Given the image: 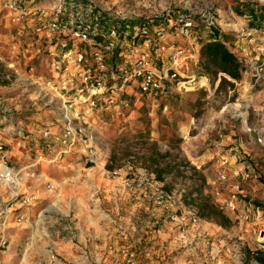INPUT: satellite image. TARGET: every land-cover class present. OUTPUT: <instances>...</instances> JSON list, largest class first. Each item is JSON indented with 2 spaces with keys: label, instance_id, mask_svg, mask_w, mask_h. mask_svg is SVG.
I'll return each instance as SVG.
<instances>
[{
  "label": "rangeland",
  "instance_id": "374dc122",
  "mask_svg": "<svg viewBox=\"0 0 264 264\" xmlns=\"http://www.w3.org/2000/svg\"><path fill=\"white\" fill-rule=\"evenodd\" d=\"M50 1L40 0V4L47 8L46 2ZM92 1L99 9H122L132 16L149 12L147 16L150 18L173 13L187 14L195 23L194 37L198 50L214 30L228 37L232 43L235 37L232 31L239 26L240 16L247 12L254 16L263 9L258 0ZM149 4L150 9L147 8ZM208 8L216 13L215 26L211 30L205 26V11ZM22 26L7 23L0 27L5 37L0 47V132L4 139L9 140V143L4 142L3 155L15 174L22 170L14 184L0 183V221L5 223L8 241L0 264H79V260L74 261L76 257L73 259L62 250H56L53 242L62 240L70 247L82 248L76 243L71 221H75L76 213L86 207L92 212H103L104 209L105 215H111L112 224L116 223L113 224L115 229L120 225L124 227V222L128 221L130 228H134L128 243L137 252L142 264H236L222 252L225 244L232 243L228 237L233 234L245 243L241 246V264H258L251 258L252 253L258 251L253 242L254 236L249 232L250 227L257 223L255 212H264V113L257 109L259 106L264 108V97L262 101L256 99L263 88L252 95L233 82V86L225 84L217 89L222 76L218 75L215 79L210 74L204 75L199 51L196 56L185 50L180 73L186 79H204L200 84L202 87L169 92L154 105L148 101L119 113L102 111L90 120L94 133L93 146L101 157L95 165L87 167L72 154L57 157L59 147L41 137V132L47 129H61V104L58 95L49 86L53 57L46 43L36 45L34 31L37 27ZM22 28V35L17 36V31ZM136 48L141 52L144 50L143 47ZM247 103H250L247 122L255 132L252 135L238 133V123L234 119L232 121L234 136L249 147L250 156H246L241 148L230 149L224 145L220 156L225 159L232 156V162L229 160L223 166L219 156L200 163L198 158L207 149L223 142L225 130L218 125L226 115L233 113L229 105ZM260 135L262 142L258 143ZM151 158L155 162L158 160L160 167L168 165L162 183L167 191L184 190L182 206L185 211L192 207L198 211L196 204L202 198L217 207L211 195L212 183H217L218 173L225 171L229 185L223 186V197H230L233 185H238V211L249 216V223L238 227L229 217V226L221 227L198 215L199 230L206 234L207 239L198 241L195 251L185 250L182 242L175 243L171 237L162 241V232L158 230L157 233L156 228L151 226V218L148 220L145 216L148 214H133L126 195L121 194L116 201L106 196L108 186L114 185V171L129 168L134 173L142 170L152 173ZM107 166L112 170H108ZM252 185L259 188L253 193L257 197L251 196ZM242 189L246 191L242 192ZM47 207L51 208L44 211ZM115 207L118 210L115 211ZM21 212L25 213V220L18 223L16 215ZM41 213L42 223L38 224ZM4 214L7 216L4 217ZM180 214H183L182 211ZM150 231L156 237L153 240L145 238ZM162 231L168 233L169 227ZM138 234L140 240H137L140 238ZM72 238L75 239L73 244ZM154 242L157 244L153 245ZM204 244L213 245L215 253L219 251L214 260L205 255ZM145 249L157 252L152 260L145 257ZM100 262L104 264L105 261ZM92 264L98 263L94 261Z\"/></svg>",
  "mask_w": 264,
  "mask_h": 264
},
{
  "label": "built area",
  "instance_id": "2783aa9c",
  "mask_svg": "<svg viewBox=\"0 0 264 264\" xmlns=\"http://www.w3.org/2000/svg\"><path fill=\"white\" fill-rule=\"evenodd\" d=\"M258 3L262 12L259 13L260 10L254 16L247 12L240 16L239 26L232 31L234 40L227 43L240 66V79L232 82L243 86L250 95L264 86V0H258ZM46 5L47 8L42 7L40 0H0V27L7 23L18 27L36 26V45L41 42L48 45L53 57L49 86L61 104V129H47L41 132V137L59 147L57 157L72 154L84 166H93L101 153L93 146L92 118L102 111L130 110L143 102L154 105L169 92L202 87L201 79H186L180 73L185 50L196 56L199 51L194 37L195 23L189 15L173 13L150 18L149 12L132 16L122 9H99L92 0H51ZM150 7L149 4L147 8ZM215 16L210 8L206 9L207 30L214 28ZM22 30L17 31V36L22 35ZM4 42L5 37L0 32V47ZM136 47L144 50L141 52ZM239 108L248 113L250 103ZM246 131L251 133L255 129L247 127ZM1 137L0 132V165L3 167L0 179L14 184L13 178L16 179L22 170L15 174L8 167ZM257 142H262L261 135ZM220 160L223 166L229 162L225 157ZM112 182L118 194L126 195L130 202L148 214L157 233L168 226L169 238L175 243L182 242L185 250L193 252L198 241L207 239L199 230L198 211L193 207L185 211L182 206L184 190L167 191L154 174L144 170L134 173L129 168L114 171ZM228 182L225 171L219 172L217 183H212L211 195L218 210L226 218H233L240 227L249 223V216L238 211V185H233L230 197H223L222 189L229 185ZM181 211L183 214L178 215ZM255 215L257 223L250 227L249 233L254 236L256 250L264 252V212L257 210ZM24 220V212L16 215L18 223ZM5 231V223L0 221V258L8 243ZM117 238L110 264H142L128 243L129 233L121 229ZM228 239L232 243L225 244L222 252L236 264H241V246L245 243L235 234ZM204 245L205 255L214 260L219 251L215 253L213 245ZM145 257L152 260L154 253L145 249Z\"/></svg>",
  "mask_w": 264,
  "mask_h": 264
},
{
  "label": "crops",
  "instance_id": "0c3cea01",
  "mask_svg": "<svg viewBox=\"0 0 264 264\" xmlns=\"http://www.w3.org/2000/svg\"><path fill=\"white\" fill-rule=\"evenodd\" d=\"M227 43L228 42H224V44H226L225 45L226 47H228ZM262 88L263 90L260 91L258 93V96L256 97L257 101L258 100L262 101L264 97V86ZM262 103L264 106V100L262 101ZM257 109H259L261 113H264V108L259 106L257 107ZM247 114L248 113H244V111L239 108L235 112L230 113L229 115H226L225 120H221L222 122L219 123L218 127L223 128L225 130V134L222 138L223 142L215 143L214 148L207 149L202 154V156L198 158L200 163L207 162L214 158L219 157L221 152L223 151L222 146L224 145L229 146L230 149L241 148L243 150V153L246 154V156H250L251 150L249 149V147L247 148V146L243 144V142L239 141L241 139H237L234 136V130H233L234 125L232 121L234 119L238 123V127L240 129L238 133L242 132V134H244V132H247L246 131L247 127L253 128L247 122V119H248ZM253 132L251 133L253 134ZM1 135H2L1 138L3 139V142L9 143V140L7 138H5L6 140L3 138L2 133ZM221 158H224V156L223 157L220 156V159ZM228 159L231 160L232 156H230ZM236 169H238V166L236 167ZM43 174L45 173L42 171V176L43 178H45ZM108 188H109L108 189L109 191L106 194V196L108 197V199L116 201V199L119 196H121V194L117 193L116 188L112 184L109 185ZM250 190H251L250 192L251 196L257 197L255 196L256 194H253V193L258 192L259 188L256 187L255 185H252L250 187ZM241 191L245 192L246 190L242 189ZM91 202H94V200L91 199ZM130 203H131L130 206L132 208L133 214L137 213L138 215L140 213V216H143L141 214H144V215L146 214L145 211L140 210L138 205H135L132 202ZM116 210H118L117 207H115V211ZM103 212H104V209H103ZM103 212L100 210H96V212H92L89 209H87V207L84 209V211L77 212L76 213L77 219L75 221L72 220L71 222H72V229L75 231L74 233L76 234L75 238H77V241H78V242L76 241V243L79 244L82 248L76 249V248H73L72 246L70 247L69 244L64 243L62 240H56V242H53V244L56 245L55 246L56 250L57 249L62 250L64 254L68 255L69 257L71 256L73 259L76 257L74 261L79 260L80 262L79 264H92L94 261L100 264L101 263L100 261L102 260L105 261L104 264H107L108 261H109L108 264H110L111 263L110 260L113 259V249L118 244V238H117L118 231L121 229L126 230L128 233H130V236H131V234L134 231V228H130L128 221H125L124 227L120 225L117 227V229H115L114 225H116V223H113L114 225L112 224L111 215H105ZM145 216L148 220H150V217L148 215H145ZM161 236H162V241H167L170 234L162 231ZM138 237H140L139 234H138ZM145 238L148 240H151V239L153 240L156 237L154 233L150 231L149 234L145 236ZM140 239L141 237L137 240H140ZM74 241L75 239L72 238L71 243L73 244ZM152 244L153 245L157 244V242H154ZM154 253L157 254V252H154Z\"/></svg>",
  "mask_w": 264,
  "mask_h": 264
},
{
  "label": "trees",
  "instance_id": "16d2710c",
  "mask_svg": "<svg viewBox=\"0 0 264 264\" xmlns=\"http://www.w3.org/2000/svg\"><path fill=\"white\" fill-rule=\"evenodd\" d=\"M224 42H229V38L222 35L219 31L214 30L209 33L208 40L201 44L199 49V58L202 62L203 74L212 75L215 79L218 75H221L219 85L217 89L225 84L230 86L232 81L240 79V66L234 55L227 49ZM155 146V145H154ZM161 156V155H160ZM163 157V155L161 156ZM151 162L154 170L152 174L155 175L158 181L163 182L164 172L168 165L160 167V163L157 160L151 158ZM108 170H112L110 166H107ZM198 208V215L200 218L212 221L221 227H227L230 224L228 218H226L217 207L211 205L208 200L202 198L199 204H196ZM252 259L258 264H264V253L258 251L252 253Z\"/></svg>",
  "mask_w": 264,
  "mask_h": 264
},
{
  "label": "bare ground",
  "instance_id": "6f19581e",
  "mask_svg": "<svg viewBox=\"0 0 264 264\" xmlns=\"http://www.w3.org/2000/svg\"><path fill=\"white\" fill-rule=\"evenodd\" d=\"M202 82H204V79H201V80H200V84H201ZM203 84H204V83H203ZM239 107H241L240 104L229 105V108H230V110H231L232 112H235ZM1 167H2V166L0 165V169L3 168V167H2V168H1ZM89 171H91V170H89ZM13 181L16 182V179L13 178ZM4 182H6V181L0 179V183H4ZM50 208H51V207H49V208L47 207L44 211H47V210H49ZM44 211H43V212H44ZM43 212H42V213H43ZM42 213L40 214L39 220L37 221L38 224L42 223V219H41V218H42V217H41V216H42Z\"/></svg>",
  "mask_w": 264,
  "mask_h": 264
}]
</instances>
